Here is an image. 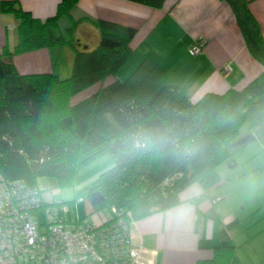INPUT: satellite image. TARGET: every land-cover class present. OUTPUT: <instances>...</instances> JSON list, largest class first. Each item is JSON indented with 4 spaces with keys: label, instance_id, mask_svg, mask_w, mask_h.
Wrapping results in <instances>:
<instances>
[{
    "label": "trees",
    "instance_id": "16d2710c",
    "mask_svg": "<svg viewBox=\"0 0 264 264\" xmlns=\"http://www.w3.org/2000/svg\"><path fill=\"white\" fill-rule=\"evenodd\" d=\"M128 1L158 8L165 0ZM76 2L61 0L55 13L42 20L15 0L0 1V10L16 18L18 33L16 45L0 51L2 176L30 186L51 177L69 187L83 165L109 154L113 165L90 189L91 209L106 208L110 214L114 207L130 212L135 221L179 204V193L192 184L206 193L220 187L218 167L231 159L229 148L251 118L255 99L264 95V71L239 90L207 92L195 101L178 86L163 83V70L149 59L120 80L116 76L132 53L129 43L136 29L99 19L98 44L79 47L72 35L77 22L69 17ZM63 15L70 19L65 33L57 23ZM64 45L72 49L66 77L21 74L13 63L15 54ZM109 77L113 80L104 83ZM93 192L102 196L96 204L91 203ZM70 218L75 219L71 212ZM218 227L216 221L214 236L199 242L213 250V258L197 264L238 261L236 244Z\"/></svg>",
    "mask_w": 264,
    "mask_h": 264
},
{
    "label": "crops",
    "instance_id": "0c3cea01",
    "mask_svg": "<svg viewBox=\"0 0 264 264\" xmlns=\"http://www.w3.org/2000/svg\"><path fill=\"white\" fill-rule=\"evenodd\" d=\"M15 1L43 20L55 13L61 0ZM69 17L77 22L72 32L75 43L88 49L99 42L96 20L135 28L129 43L132 53L116 78L125 79L142 61L149 59L163 70V83L178 86L192 101L207 92L239 90L264 71V0H165L158 8L128 0H77ZM57 23L63 33L70 27V19L64 15ZM199 39L205 43L202 51L193 55L189 48ZM17 41L16 18L0 10V51L5 47L12 49ZM71 57L72 49L67 45L40 47L15 54L13 63L21 74L54 73L62 77L70 74ZM226 64L230 70L224 75L221 68ZM112 80L106 78L104 83ZM250 115L252 125L245 131L240 129L238 140L231 146L232 154L244 149L248 142L259 140V135L264 136V95L255 99ZM246 152L250 154L248 159L256 154L261 156L252 170L264 172L260 170L264 166V143L259 144L254 154L249 148ZM227 163L230 168L237 165L232 158ZM217 197L223 200L213 204ZM179 199L181 202L171 208L136 220L132 228L133 240L155 250L158 264H197L212 259L213 250L199 247V242L214 236L216 221L218 228H224L237 246L238 261L234 264L242 263L238 249H243V245L254 255L242 252V259L248 260V264H264V245H261L264 227L247 235L238 245L230 228L239 219L221 207L222 201L228 199L220 187L206 193L195 183L183 189ZM91 212L94 223L109 215L108 211ZM87 264L96 263L89 260Z\"/></svg>",
    "mask_w": 264,
    "mask_h": 264
},
{
    "label": "built area",
    "instance_id": "2783aa9c",
    "mask_svg": "<svg viewBox=\"0 0 264 264\" xmlns=\"http://www.w3.org/2000/svg\"><path fill=\"white\" fill-rule=\"evenodd\" d=\"M204 43L197 40L189 52L199 54ZM44 189L0 173V264H158L155 250L133 240L130 212L111 207L100 223H80L66 202L44 203Z\"/></svg>",
    "mask_w": 264,
    "mask_h": 264
},
{
    "label": "rangeland",
    "instance_id": "374dc122",
    "mask_svg": "<svg viewBox=\"0 0 264 264\" xmlns=\"http://www.w3.org/2000/svg\"><path fill=\"white\" fill-rule=\"evenodd\" d=\"M64 75L62 77H66ZM87 92L88 90H85L77 94L73 98V102L79 101L89 95ZM251 121L252 119L247 120L242 125L241 131H245L249 128L250 125H252ZM258 139L264 143V136L259 135ZM259 140L248 142L245 147H243L244 149H239V151H236L234 154H232L234 149L229 148L232 154L231 158L237 161V165L230 168L227 165V161H225L218 167L221 182L220 190L228 199L227 201H222L221 207H223L227 214H233L239 219V222L230 228V231L234 233L235 241L238 245L239 243L241 244L247 235H251L258 228L264 227V172L254 173L252 170L257 158H261V156L256 154L248 159L250 154L246 152L249 148L252 154H254L261 143ZM262 162H264V160H262ZM112 165L113 161L109 154L105 153L97 156L80 168L73 185L69 187L60 186L56 180L51 177L40 178L38 180V185L40 187L44 185L47 186V189L42 191L44 203L48 204L54 201L75 200L74 203L66 204L70 209L71 216L73 218L76 216L80 217L84 223L91 221L92 207L89 202L90 189L99 183L100 174L109 169ZM260 170L264 171V166H262ZM257 180H259V184H256ZM220 200H223V198ZM103 212H107V209H102L100 213L103 214ZM255 221L257 223H254ZM261 245H264V243ZM250 250L251 249L245 245H243V249H238V255L242 262L240 264L249 263L248 260L242 259V252L250 254L252 252V250Z\"/></svg>",
    "mask_w": 264,
    "mask_h": 264
},
{
    "label": "water",
    "instance_id": "95a60500",
    "mask_svg": "<svg viewBox=\"0 0 264 264\" xmlns=\"http://www.w3.org/2000/svg\"><path fill=\"white\" fill-rule=\"evenodd\" d=\"M102 199V196L99 192H93L91 194V203L96 204Z\"/></svg>",
    "mask_w": 264,
    "mask_h": 264
}]
</instances>
